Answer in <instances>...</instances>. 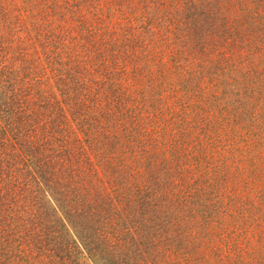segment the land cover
Returning <instances> with one entry per match:
<instances>
[{
  "label": "trees",
  "instance_id": "trees-1",
  "mask_svg": "<svg viewBox=\"0 0 264 264\" xmlns=\"http://www.w3.org/2000/svg\"><path fill=\"white\" fill-rule=\"evenodd\" d=\"M0 264H264V0H0Z\"/></svg>",
  "mask_w": 264,
  "mask_h": 264
},
{
  "label": "rangeland",
  "instance_id": "rangeland-1",
  "mask_svg": "<svg viewBox=\"0 0 264 264\" xmlns=\"http://www.w3.org/2000/svg\"><path fill=\"white\" fill-rule=\"evenodd\" d=\"M199 48L196 46V54L197 53H199ZM199 55H197V58H196V61H198V59H199ZM208 59H210L209 57H208ZM214 60V62L213 61H206L205 63H203V65H201L202 67H204V70H202L203 68H201V67H198L197 65H196V77H197V81L200 83V77L201 76H203L204 74H201L199 71H202V72H206V71H209V72H214V67H216V60L217 59H213ZM198 88L196 89V93L197 92H200V90H198L199 89V86H197ZM198 90V91H197Z\"/></svg>",
  "mask_w": 264,
  "mask_h": 264
}]
</instances>
